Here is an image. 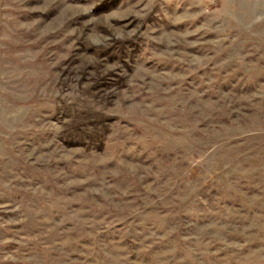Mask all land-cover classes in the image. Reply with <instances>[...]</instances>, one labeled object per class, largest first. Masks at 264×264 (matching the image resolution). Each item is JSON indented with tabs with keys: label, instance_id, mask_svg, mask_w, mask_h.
<instances>
[{
	"label": "rangeland",
	"instance_id": "obj_1",
	"mask_svg": "<svg viewBox=\"0 0 264 264\" xmlns=\"http://www.w3.org/2000/svg\"><path fill=\"white\" fill-rule=\"evenodd\" d=\"M0 264H264V0H0Z\"/></svg>",
	"mask_w": 264,
	"mask_h": 264
}]
</instances>
